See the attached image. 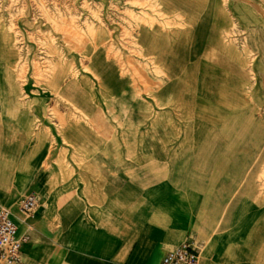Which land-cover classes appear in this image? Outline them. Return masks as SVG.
Masks as SVG:
<instances>
[{"label":"crops","instance_id":"0c3cea01","mask_svg":"<svg viewBox=\"0 0 264 264\" xmlns=\"http://www.w3.org/2000/svg\"><path fill=\"white\" fill-rule=\"evenodd\" d=\"M55 1L0 13L18 264H264V0Z\"/></svg>","mask_w":264,"mask_h":264},{"label":"built area","instance_id":"2783aa9c","mask_svg":"<svg viewBox=\"0 0 264 264\" xmlns=\"http://www.w3.org/2000/svg\"><path fill=\"white\" fill-rule=\"evenodd\" d=\"M40 200L31 193L21 199L15 210L0 206V264H18L22 261L25 238L19 234L18 220L33 219ZM201 248L189 238L181 245L167 250L160 264H199Z\"/></svg>","mask_w":264,"mask_h":264},{"label":"rangeland","instance_id":"374dc122","mask_svg":"<svg viewBox=\"0 0 264 264\" xmlns=\"http://www.w3.org/2000/svg\"><path fill=\"white\" fill-rule=\"evenodd\" d=\"M50 4H54V6L57 7V1L55 0H28L24 3L21 0H0V13H3L4 10L16 13L11 14L12 19L14 20V18L24 17L28 11L27 8L32 7L33 9L37 8L38 10H45L50 7ZM136 4L137 3H135L134 5ZM136 6L146 8V5L143 3H139ZM130 17H133V15L130 14ZM66 24L67 23L61 24V28L67 29L68 27L66 26Z\"/></svg>","mask_w":264,"mask_h":264}]
</instances>
